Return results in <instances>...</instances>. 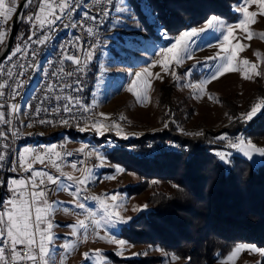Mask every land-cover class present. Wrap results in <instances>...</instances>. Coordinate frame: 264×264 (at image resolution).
<instances>
[{"label": "rangeland", "instance_id": "1", "mask_svg": "<svg viewBox=\"0 0 264 264\" xmlns=\"http://www.w3.org/2000/svg\"><path fill=\"white\" fill-rule=\"evenodd\" d=\"M19 1L20 0H16L17 5ZM139 3H141V1H139ZM34 4L35 3H33L32 6H34ZM129 4L131 5L130 2ZM233 4L234 1L230 10L235 15V18H223L231 23H237L242 13L236 11ZM114 5L119 6V0H117ZM32 6L31 9L27 8L23 17L24 19H26L28 15H32ZM29 9L31 11L28 12ZM248 10L258 13L255 17L256 23L250 26L253 39L250 41L244 39V34L236 30L235 35L237 38L245 45L250 44V47L238 53L237 59H247L251 63L258 64L257 71L260 72V75L256 76L249 72L248 75L251 78L243 79L239 71L226 73L218 79L206 84L201 94L199 89L186 87L184 85L198 83L216 70L217 61L208 60L206 58L214 56L219 51L223 37L220 35L218 29L216 31L205 29L191 39L189 45V51L193 53L191 59H184L180 64L172 63L167 69H162L161 63H163V56H158L156 53L160 52L161 48L170 47L171 44L175 42L174 38L178 36L179 33L172 37L169 35L167 39L160 38V40H149L142 45L146 50L135 51L131 55L121 57L119 55L120 51H128L123 48V45L129 37L151 36L147 35L144 30H139L137 28L135 19L131 15H128L127 19H125L123 13H117L113 8L105 28L106 36L96 49L95 56L91 62L94 80L91 88V84H89L88 97L93 107L96 109V114L100 118L101 123L104 125H111L113 122L119 124L121 135L117 136L116 128H106L103 136L95 134L92 130H87L81 133V135L88 134V136L85 139L82 137L78 139L67 135V133L72 131H63L60 134L59 132L53 133L54 136L57 135L58 138L50 143L38 142L41 141V138L37 137L32 139L33 142L25 144V140L28 139H23L19 141L18 151H16L15 154L16 160H19V152L24 149H32L34 152L25 154V166L31 164L32 169L36 171L47 172L56 178H64V180H59L63 183L64 187L59 191L56 190V197L52 201L62 202L61 207L55 212L50 210L48 214L51 223L54 225L49 231V234L57 237L52 245V264H125L114 262V260L144 259L153 256L161 257V262L157 264H181L179 259L171 261V256H173L171 254H167L149 245L130 244L121 237L120 234L122 229L127 226L128 222L141 212H145L149 209V204L147 203L149 193L129 196L126 192L121 191V189L125 187L137 184L140 179L137 175L126 171L123 173L115 172L117 166L110 163L104 155L106 152L112 151L107 142L114 141L120 145L122 142L128 143L148 133L153 134L157 131L167 129L168 126L164 127V124L166 123L168 125L169 122L176 127L179 134L185 137H196L195 133L197 132L203 133L205 131H210L216 133L235 120H243L241 114L247 113L253 104L257 103L259 99L264 98V39L260 38V34L264 32V16L259 15V10L256 5L249 6ZM210 18H212V16L208 19ZM11 19L7 22L10 23ZM207 20L200 26L187 30L197 29L199 31L204 28ZM26 28L27 24L24 23L23 33L26 31ZM6 29L7 32H9L10 26ZM129 29H131V31H129ZM23 33L20 36H23ZM19 37L18 39L22 38ZM16 39L17 38H15V40ZM235 42L236 41H233V43ZM109 52L120 61L115 66H109L111 64V57L107 55ZM254 53H259V59ZM193 65H196L194 69L192 68ZM101 68H103V72ZM145 68H148L149 72L153 75L147 77L148 83L151 86L144 89L142 93L144 101L141 102L137 100L136 95L128 92L127 88L135 78V73L143 72ZM188 69H192L191 76L183 77V73ZM173 70L182 78L174 80L170 75V72ZM156 74H159L160 78H157ZM144 78L145 77L142 76V79ZM24 109L25 107L21 108L20 112ZM261 110H264V106L257 109V113ZM100 114L104 115L101 116ZM105 117H107V119H105ZM121 117H123V119H121ZM230 117L232 119H230ZM124 136H127V139L123 138ZM239 137L242 136H235L232 140H230V138L224 140V143L221 144L223 145L222 148L218 151H231L233 155H238L246 159L253 167H257L264 163V156H260L258 153H254L253 158L248 159L236 149L229 147V144L237 142ZM102 138H106V140L96 142ZM248 141L258 148H264V139L260 141L245 139L246 143ZM152 144H170L171 146H177L178 149L170 151L156 150L149 156H146L145 150L147 147H151ZM51 145H56L55 151L59 152L60 156H56L55 153L47 154V149ZM57 147H64L66 149L72 148L76 150L77 154H86V157L90 159V164L85 166L82 171L73 169L65 152L58 151ZM38 148L41 149L40 152L37 151ZM142 148L143 149H140L139 145L134 144L124 146L122 149L139 152L141 150L145 158H153L162 151L168 153H181L182 149L177 142L170 139H149L143 144ZM36 153L43 154V163L35 159ZM98 156L103 157V159H98ZM54 161L56 166L53 164ZM223 164L228 168L229 164ZM18 165L20 166L19 161ZM57 166L59 170H57ZM85 169H90L92 173L86 186L80 185L82 189L80 200L85 204L87 212L74 207L75 201L70 194L75 190L77 182L87 175ZM26 174L31 178V171H27ZM67 175H71L73 179L69 181ZM110 176L114 178L109 179L108 177ZM42 178L47 180V177ZM7 179L8 177H6V182ZM150 183L154 185V189L157 191L170 192L169 186L164 182L151 181ZM87 189L90 192L86 194L87 199L83 200L81 195L86 193ZM114 193L117 194V201L115 203L118 207L116 211L119 212L126 223H121L113 228L105 224V211L100 202L91 199V197H99L103 200L104 204L111 207L114 202L110 199V196ZM7 195H9V193ZM144 205L147 207L143 208ZM64 207H68L71 210L65 212L63 211ZM134 209L137 210L134 211ZM88 213L94 214L95 220L100 221L101 227L99 229H96L92 225L93 217L88 216ZM128 218L131 219L129 220ZM80 220H84L85 224L88 225V231L86 233L87 239L84 238L85 233L82 229H78L77 235L73 236L71 228L68 227L69 225H77ZM106 232L108 236H105ZM99 237H105V239L101 240ZM109 239H123L127 243L124 246H117L114 243L107 242ZM65 244L69 245L67 251L62 247V245ZM240 245L255 246L260 250H264V248L257 247L255 244L240 243L237 246ZM97 250L106 257L105 261L102 262L100 258L95 255ZM118 251L121 253L119 256L116 255ZM86 253L89 255L85 256ZM260 260H264V258L259 255V252L242 250L237 254L231 264H255ZM216 264H220V261Z\"/></svg>", "mask_w": 264, "mask_h": 264}, {"label": "trees", "instance_id": "2", "mask_svg": "<svg viewBox=\"0 0 264 264\" xmlns=\"http://www.w3.org/2000/svg\"><path fill=\"white\" fill-rule=\"evenodd\" d=\"M128 1L146 34L155 37L153 26L140 11L139 1L142 0ZM233 1L147 0L171 37L200 26L212 13L218 17L235 18L230 10ZM9 26L7 22L6 28ZM23 28L24 23L20 25L16 38L23 33ZM154 40H160V37ZM93 80L94 75L90 88ZM67 135L78 139L88 136L74 132ZM222 135L224 140L239 135L254 141L264 139V110L251 120H235L216 133L205 131L200 136L185 137L169 122L163 131L121 143L123 146L137 144L143 149L149 139H170L181 146V153L162 151L153 158H145L141 150L122 149L104 154L110 163L123 167L140 179L137 184L121 189L122 192L129 196L149 193V209L128 222L120 234L122 238L133 245H149L176 255L181 264H216L240 243L264 248V163L253 167L243 157L232 155V162L226 168L215 155L223 146L224 140L218 139ZM49 137H42L38 142L50 143L58 138L57 135ZM32 139L25 140V144L33 142ZM105 140L102 138L96 142ZM0 180L6 182V177L0 174ZM151 181L164 182L170 192L155 190ZM174 184L180 187H173ZM2 189L4 198L7 196L6 186ZM114 262L157 264L161 257L115 259ZM255 264H264V260Z\"/></svg>", "mask_w": 264, "mask_h": 264}, {"label": "snow or ice", "instance_id": "3", "mask_svg": "<svg viewBox=\"0 0 264 264\" xmlns=\"http://www.w3.org/2000/svg\"><path fill=\"white\" fill-rule=\"evenodd\" d=\"M106 4L113 5L114 9L117 13H123L125 19H127L128 15H131L137 24V28L139 30H145L141 27L140 20L138 14L135 12V9L132 5L129 4L128 0H119V6L114 5V0H105ZM33 3L38 4V11H36L33 15H28L26 19L21 18V23H28L35 29L37 26L43 33V38L33 39L36 36V31L33 30L32 34L28 36V40L34 44H45V42L49 39L47 33L44 32V29H52V26L56 24L57 21L63 19L64 15H71L73 9V0H25L22 7L29 8ZM96 3H100V0H96ZM251 5H256L259 10V15L264 16V0H234L233 7L236 11L242 13V16L238 18L237 23H231L223 17H217L215 13H212V18L208 19L204 28L200 29H191L185 30L179 33L176 36L175 42L171 44L170 47L161 48L160 52H157L156 55L163 56V63H161L162 69H167L172 63L180 64L184 59H191L193 53L189 51V45L191 43V39L199 34V32H203L205 29H212L216 31L217 29L220 32V35L223 37L222 43L220 45L219 51L212 57H208V60L217 61L216 70L212 72V74L195 84L184 85L186 87H191L194 89H199L200 93H203L204 86L211 81L218 79L219 77L225 75L226 73L239 71L243 79H250L251 77L248 75L249 72L253 73L256 76L260 75V72L257 71L258 64L251 63L247 59L238 60V53L246 50L249 45H245L241 42L240 39L235 35L236 30H239L244 34L243 38L247 40L253 39V33L250 31V26L256 23L255 17L257 16V12L249 11L248 8ZM18 5L16 0H0V44L4 43L5 36L8 32L4 29L5 23L11 19L14 14L19 15L18 13ZM140 11L145 16L146 20L149 24H151L154 28L155 37H160L167 39L169 38L168 28L159 20V14L154 13L152 6L147 2V0H142L140 3ZM110 15V12L105 8L103 10L104 18H107ZM85 20H91L93 23L96 22L95 16H89L87 13L84 16ZM73 27L76 25L73 24ZM80 27L84 29L87 33L88 37H94L95 33L92 27L86 26L83 23L80 24ZM131 31V29H129ZM155 37H140L133 36L129 37L125 44L123 45L124 49L128 51H120L119 55L124 57L126 55H131L135 51H143L146 50L142 47L149 40H154ZM260 38L264 39V32L260 34ZM79 37H77V41H79ZM233 41H236L233 43ZM99 46V41L92 43L89 46V49L85 51L81 46L79 51L82 53L84 64H81L80 56L73 55H65L64 59L67 61H71L73 65H77V72H84L90 64L95 56V51ZM28 47L27 44L24 47L17 45L12 51L11 54L7 56L8 61H11L17 54H22V56H27ZM35 55V53H33ZM108 56L111 57V64L109 66H115L120 61L117 57L112 56L109 52ZM259 59V53H254ZM5 64L3 61H0V76L6 75L8 79L0 80V98L5 96V88H12V95L15 96L19 87L21 86L20 81H15V87H13L9 81L13 79L15 75L23 76V69L26 67L25 64L20 63L19 68L21 71L18 73H14L13 69L16 65H13L11 68H8L5 72ZM28 68L33 67V65H27ZM196 65H193L194 69ZM61 72L64 71L63 68L60 69ZM103 72V68H101ZM69 77H71L74 73L69 71L66 73ZM192 74V69H188L183 73V77H190ZM153 74L149 72L148 68H145L143 72H136L135 78L132 80L131 85L127 88V91L136 95L137 100L143 102L144 97L142 95L145 88H149L151 85L148 83L147 77H151ZM170 75L174 80H179L182 77L177 74L175 70L170 72ZM142 76L145 77L142 79ZM157 78H160L159 74H156ZM64 87H68V85H64ZM49 90L51 91V86H49ZM79 90V89H77ZM57 100L60 99L59 96L56 97ZM67 103L63 105V107H54L51 110L44 109L45 112L51 111L52 113L59 115L61 112L67 114L68 118L61 117L60 120H45L40 119L38 122L40 124H60L63 126H70L73 120L77 121V124L80 123V118L77 117L74 113L75 110H80L84 113H87L89 109L81 103L79 99L75 97H66ZM264 106V98L258 100L257 103L253 104L251 109L245 113L241 114L242 118L245 121L251 120L253 115L257 113V109L262 108ZM4 104L0 103V108H3ZM13 112H18L19 109L16 108L15 104L10 105ZM41 111V108L37 107L35 109L36 115L38 116ZM103 116L104 114H100ZM107 119V117H105ZM123 119V117H121ZM230 119H232L230 117ZM6 122L4 120V114L0 112V123ZM7 123H11V121H7ZM31 127V124L28 125ZM168 125L165 123L164 127ZM106 128H116L117 136L121 135L119 124L113 122L111 125H104L99 120H93L91 123L84 122L83 127H78V131L85 132L87 130H92L95 134L103 136L105 134ZM13 135H17L16 132L12 133ZM196 136L202 135V133H195ZM5 133L0 132V138H4ZM123 138L127 139V136ZM220 140H224L225 136L218 137ZM112 151H118L122 149L124 146L115 143L114 141L107 142ZM7 145L4 146L6 148ZM229 147L232 149H236L239 153H242L243 156L248 159L253 158L254 153H258L260 156H264V148H258L250 141L245 142L244 137H239L237 142H233L229 144ZM56 145H51L47 149V154L55 153L56 156H60L59 152L55 151ZM83 151V150H82ZM28 152H34L32 149H24L19 152V164L20 167L24 169V171H31V178L22 177V178H9L7 182L5 180H0V187H5L9 195L0 199V264H52V253L55 240L57 237L54 235H50L49 231L54 227L53 223H51L49 219V211L55 212L57 209L61 207L62 202H49L47 200V193L44 191V188L41 187L44 185L45 181L43 179L39 180L37 183L38 177H47V181L49 183L57 185L56 190H61L64 186L63 183L58 180V178L53 177L47 172L36 171L32 169L31 164H27L25 166V154ZM68 155H71L70 153ZM215 155L219 157V159L225 163L230 164L232 162L231 157L233 153L231 151L222 152L217 151ZM43 154L36 153L35 159L39 160L43 163ZM98 159H103V157L98 156ZM6 160V153L4 151H0V164H3ZM54 166L55 161L53 162ZM73 169H77L78 165L73 163L71 165ZM15 171V169H12ZM57 170H59L57 166ZM87 175L85 178L80 179L76 186L75 190L70 194L74 198V207L79 208L87 212L86 206L80 200V193L82 189L80 185H85L89 181L91 177V170L85 169ZM116 173H123L125 169L121 166H117L115 168ZM109 179L114 177L110 176ZM67 179L71 181L73 177L71 175H67ZM155 183V182H154ZM173 187L179 188V185H173ZM87 199V197H85ZM91 199L100 202L101 206L105 211V224L110 227H117L121 223H126L123 218L120 216L119 212L116 211L118 205L115 203L117 201V194H112L110 199L114 202L111 207L104 204L103 200L99 197H91ZM147 206L144 205L143 208ZM71 209L68 207H64L63 211L69 212ZM137 209H134L136 211ZM88 216H92V225L99 229L101 227L100 221L95 220L94 214L88 213ZM129 220L131 218H128ZM68 227L72 230V235H77L78 229H82L85 233V239H87V231L88 225L85 224L84 220H80L77 225H69ZM114 235V234H113ZM105 236H108V233H105ZM99 239L103 240L105 237H99ZM107 242L114 243L117 246H124L127 242L123 239H109ZM22 246V247H21ZM67 251L69 245H62ZM242 250H250L251 252H259V255L264 258V250H260L255 246L249 245H240L233 249L232 253L226 257L224 260L220 261V264H231L234 258L240 253ZM89 254H85L88 256ZM95 255L100 258L103 262L106 260V257L98 250ZM116 255H121L118 251ZM178 257L176 255L171 256V261L177 260ZM190 259V258H189Z\"/></svg>", "mask_w": 264, "mask_h": 264}, {"label": "built area", "instance_id": "4", "mask_svg": "<svg viewBox=\"0 0 264 264\" xmlns=\"http://www.w3.org/2000/svg\"><path fill=\"white\" fill-rule=\"evenodd\" d=\"M85 6L83 0H73V9L71 15H64L63 19L57 21L55 25L52 26V29H44V32L48 34L49 39L45 42V44H34L29 41L27 38L32 34V31H36V36L33 39L43 38V33L40 28L37 26L35 29L28 23L26 28V35L20 36L21 39H16L13 44L10 52L7 54L10 55L11 51L17 46L20 45L24 47L27 44L28 53L27 56H22V54H17L11 61H8L7 56L2 60L5 64V72L8 68H11L13 65L16 67L13 69L14 73H18L21 71L19 68V64L23 63L26 67L23 69L24 75L18 76L15 75L9 83L15 87V81L19 80L21 86L19 87L15 96L12 95V88H5V96L0 98V103L4 104L3 108H0V112L4 114V120L6 122L0 123V132L5 133L4 138H0V151H4L6 153V160L3 164H0V174L4 177L9 178H22L28 177L26 172L19 167V160H12V144H17L18 141L29 138H42L51 136L54 134H46V126L59 127V134L63 131H72L75 133H84L78 131V127H83L84 122L91 123L93 120H99L100 118L96 114V109L93 107L92 102H87L85 98V87L88 83L86 80V73L89 69H91V63L88 64L86 70L84 72H77V65H73L71 61H67L64 59L65 55H73L81 57V64H84L82 53L79 51L82 46L85 51L89 49V46L96 42L97 39H104L106 34H103V24L108 23V17L104 18L103 10L106 8L108 11L111 5L106 4L105 0H100V3H96V0L92 6H85L84 15H77V7ZM89 16H95L96 22L93 23L91 20H85V14ZM83 23L86 26L92 27L94 30V37H88L87 33L83 28L80 27V24ZM76 26L73 27L72 25ZM7 22L4 25V29L6 30ZM61 31H68V42L62 45L61 53H55V58L50 63L49 71L46 72V78L44 81V85L40 86L37 95L35 96L33 102L29 104V124L31 126H36L38 129V136H29L26 133H20L18 129L17 123V114L13 112L11 107L12 104L16 105V98L20 95L21 89L24 88L27 84L28 79L31 77V71H35V67L37 61L41 55L48 50H51V39L55 37ZM19 37V38H20ZM77 37H79V41H77ZM6 39V36H5ZM5 40L3 44H0V53L4 49ZM35 53V55H33ZM33 65V67L28 68L27 65ZM63 68L64 71L61 72L60 69ZM73 72L74 74L69 77L66 73ZM8 79L6 75L0 76V80ZM64 85H68V87H64ZM49 86H51V91L49 90ZM79 89V90H77ZM59 96L60 99L57 100L56 97ZM66 97H75L79 99L82 104H84L89 111L84 113L80 110H75L74 113L77 117L80 118V123L77 124L76 120H73L70 126H63L60 124H40L38 121L40 119L45 120H60L61 117L68 118L67 114L61 112V114L56 115L51 111L45 112L44 109L51 110L54 107H63L64 104L67 103ZM39 107L41 111L39 115H36L35 109ZM7 121H11V123H7ZM101 122V121H100ZM16 132L17 135H13L12 133ZM72 143V142H71ZM7 145L6 148L4 146ZM149 149V150H148ZM178 149L177 146H171L166 144H152L151 147L146 148L145 155L149 156L152 152L156 150H173ZM58 151L65 152L67 159H69L70 163L77 164V170L82 171L85 166L90 164V159L87 158L86 154H77L74 149H66L64 147H57ZM37 151H41L40 148ZM71 155H68V154ZM12 169H15L13 171ZM43 179L45 181L44 185L41 187L44 188V191L47 193V200L52 202L56 197V185L49 183L45 178L38 177L37 183L39 180ZM58 180H64V178H58ZM90 191H86V193L81 195L83 200H86V194ZM22 247V246H21Z\"/></svg>", "mask_w": 264, "mask_h": 264}, {"label": "bare ground", "instance_id": "5", "mask_svg": "<svg viewBox=\"0 0 264 264\" xmlns=\"http://www.w3.org/2000/svg\"><path fill=\"white\" fill-rule=\"evenodd\" d=\"M116 1L117 0H114V4ZM94 2L95 0H83V3L85 6H92ZM85 6L77 7V15H84ZM112 7L113 5L110 6V9H109L110 13L112 11ZM109 16H108V19H109ZM106 25L107 24H103V34H105ZM97 40L99 41V46H100L103 39H97ZM67 42H68V31H61L55 37H52L51 50L41 53L37 61V64H36L35 71H31V77L28 79L26 86L21 89L20 95H18V97L16 98V108L19 109V111L15 113L17 114V123H18V129L20 133H26L29 136H38L37 127L28 126L29 125V117H28L29 106L28 105L33 102L35 96L37 95L39 91L40 86L44 85V81L46 78V72L49 71L50 63L55 58V53H61L62 45ZM92 73H93V66H91V69H89L86 73V80L88 81V83L85 87V98L87 102H90L88 94H89V84H90ZM23 107H25V109L22 110L23 111L22 113V111L20 112V109ZM58 132H59V127L46 126V134H53V133H58ZM18 143L12 144V160H16L15 154H16V151H18ZM166 151H170V150H166Z\"/></svg>", "mask_w": 264, "mask_h": 264}, {"label": "water", "instance_id": "6", "mask_svg": "<svg viewBox=\"0 0 264 264\" xmlns=\"http://www.w3.org/2000/svg\"><path fill=\"white\" fill-rule=\"evenodd\" d=\"M25 0H20L18 3V13L19 15L14 14V16L12 17L11 21H10V29L7 35V39L5 42V47L4 49L1 51L0 53V61H2L7 54L9 53V51L11 50V47L15 41V38L17 36L19 27L21 25V18L24 17V14L27 10V8L22 7V5L24 4ZM3 198V189L2 187H0V199Z\"/></svg>", "mask_w": 264, "mask_h": 264}, {"label": "crops", "instance_id": "7", "mask_svg": "<svg viewBox=\"0 0 264 264\" xmlns=\"http://www.w3.org/2000/svg\"><path fill=\"white\" fill-rule=\"evenodd\" d=\"M37 5H38L37 3L34 4V6H33V8H32V9H33V10H32V15L37 11ZM19 167H20V166H19ZM20 168H21V167H20ZM22 170L24 171L23 168H22ZM25 172H26V171H25ZM28 172H29V171H28ZM7 194H8V193H7Z\"/></svg>", "mask_w": 264, "mask_h": 264}]
</instances>
